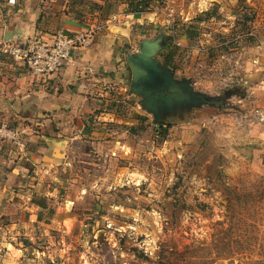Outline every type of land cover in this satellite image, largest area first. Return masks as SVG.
Masks as SVG:
<instances>
[{"label":"rangeland","instance_id":"1","mask_svg":"<svg viewBox=\"0 0 264 264\" xmlns=\"http://www.w3.org/2000/svg\"><path fill=\"white\" fill-rule=\"evenodd\" d=\"M108 3L189 97L146 106L126 63L103 120L0 121V264H264V0Z\"/></svg>","mask_w":264,"mask_h":264},{"label":"crops","instance_id":"2","mask_svg":"<svg viewBox=\"0 0 264 264\" xmlns=\"http://www.w3.org/2000/svg\"><path fill=\"white\" fill-rule=\"evenodd\" d=\"M91 1L86 5L79 0H16L14 4L0 0V46L3 41H48L58 30L103 25L88 47L74 49L70 60L48 77L34 76L0 50V121L28 127V122L39 124L43 117L44 123L61 127L57 132L61 136L69 133L65 126L69 128L73 121L84 127L91 114L98 120L109 115L110 87L119 89V94L126 91L122 82L129 54L124 43L133 25L142 22L135 14L110 10L108 0ZM77 8H81L78 17ZM123 95L130 97L126 92Z\"/></svg>","mask_w":264,"mask_h":264},{"label":"built area","instance_id":"3","mask_svg":"<svg viewBox=\"0 0 264 264\" xmlns=\"http://www.w3.org/2000/svg\"><path fill=\"white\" fill-rule=\"evenodd\" d=\"M7 3L14 4L16 0H7ZM102 29L103 25L98 23L78 30H58L48 41L39 39H30L25 43L3 41L0 50L20 61L34 76L48 77L70 60L74 49L88 47L95 34ZM253 116L264 127V109L256 108ZM18 134V131L8 129L5 123H0V137L17 138Z\"/></svg>","mask_w":264,"mask_h":264},{"label":"water","instance_id":"4","mask_svg":"<svg viewBox=\"0 0 264 264\" xmlns=\"http://www.w3.org/2000/svg\"><path fill=\"white\" fill-rule=\"evenodd\" d=\"M140 46V51L135 55L129 54L127 56L128 63L131 68V91L143 96V102L145 105L150 106L153 103V95L152 89H146L144 85L138 84L137 80L144 76L149 70L158 74L163 80L164 85H167L171 90H176L177 93L174 95L175 97H179V95L184 96V98H188L187 93H184L182 89L179 87L173 78L170 69H168L167 65L161 64L155 58V53L160 49L161 44H159V38L153 40H143ZM175 85V86H174ZM189 90V89H188ZM191 90V89H190ZM189 95V94H188ZM191 95V94H190ZM196 95L203 99L204 101H209L206 97H204L200 93H196ZM169 100V99H168ZM166 99V101H168ZM163 102H158V104L162 105Z\"/></svg>","mask_w":264,"mask_h":264},{"label":"flooded vegetation","instance_id":"5","mask_svg":"<svg viewBox=\"0 0 264 264\" xmlns=\"http://www.w3.org/2000/svg\"><path fill=\"white\" fill-rule=\"evenodd\" d=\"M137 83L144 85L146 89H152L150 95H157V97L154 98L155 102L163 101L162 97L172 94L171 89L167 85H164L161 77L151 70H149L144 76H141L137 80Z\"/></svg>","mask_w":264,"mask_h":264},{"label":"trees","instance_id":"6","mask_svg":"<svg viewBox=\"0 0 264 264\" xmlns=\"http://www.w3.org/2000/svg\"><path fill=\"white\" fill-rule=\"evenodd\" d=\"M138 4H140V3H138ZM137 4V5H138ZM133 12H138V11H136V10H132ZM173 56V51L171 52V54H169L168 55V57L165 59V61H164V63L167 65V66H169L170 65V60H171V57ZM136 130H140V129H142V127H140V126H137L136 128H135ZM166 130V129H165ZM165 130H164V132H165Z\"/></svg>","mask_w":264,"mask_h":264}]
</instances>
